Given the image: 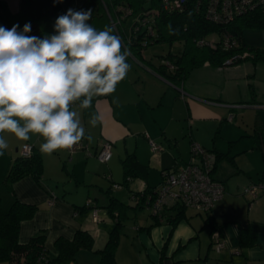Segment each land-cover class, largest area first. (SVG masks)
Listing matches in <instances>:
<instances>
[{"label":"crops","instance_id":"0c3cea01","mask_svg":"<svg viewBox=\"0 0 264 264\" xmlns=\"http://www.w3.org/2000/svg\"><path fill=\"white\" fill-rule=\"evenodd\" d=\"M5 1L12 12L18 11L19 0ZM242 61L226 66L205 62L177 83L159 75L155 68L160 62L151 58L129 63L130 71L114 93L95 97L87 110L79 102L72 106L85 127L88 150L46 155L39 151L44 142L39 135L12 141L9 133H0L9 145L0 155L2 209L15 200L37 206L31 218L20 222L19 242L44 232L45 247L54 255L58 238L71 239L85 230L93 236V247L78 250L69 264H100L98 251L120 220L117 264H264V191L259 189L252 201L243 193L249 184L264 182V109L232 106L264 103V75L257 74L264 61L252 62L254 73ZM93 115L100 118L95 127L89 124ZM104 140L112 142L107 162L95 156ZM150 141L162 149L153 152ZM191 141L212 152V177L224 184V196L210 213L186 207L173 222L181 209L170 207L159 221L144 206L149 190L161 183L164 170L189 160ZM25 142L41 154V180L26 175L9 186L5 177ZM130 154L139 168L126 177L123 160ZM112 199L124 204L114 216L107 208ZM214 230L225 241L220 251L212 245ZM243 233L254 242L241 244Z\"/></svg>","mask_w":264,"mask_h":264},{"label":"clouds","instance_id":"9594fccd","mask_svg":"<svg viewBox=\"0 0 264 264\" xmlns=\"http://www.w3.org/2000/svg\"><path fill=\"white\" fill-rule=\"evenodd\" d=\"M91 15L90 9H68L55 20V34L43 39L26 35L30 23L22 31L0 26V133L21 141L39 135V151L46 155L71 150L85 138L72 106L79 102L87 110L95 97L111 95L131 67L119 36L107 26L98 31ZM99 119L93 115L90 126ZM8 147L0 135V155Z\"/></svg>","mask_w":264,"mask_h":264},{"label":"trees","instance_id":"16d2710c","mask_svg":"<svg viewBox=\"0 0 264 264\" xmlns=\"http://www.w3.org/2000/svg\"><path fill=\"white\" fill-rule=\"evenodd\" d=\"M120 2L132 8L134 18L130 27L127 28L129 17L127 16L118 27V31L122 39L125 34L130 36L131 40L126 46L138 61H143V51L152 44L160 42L182 43L180 52H168L161 55V57L174 63L175 69L172 72H168L162 64L155 68L159 75L176 83L184 80L192 68L205 62H209L214 66H223L224 60L231 55V51L200 48L195 45L194 39L196 37L211 32L224 31L234 38L238 42V51L248 52L249 55L245 59H251L253 63L264 61V49L248 46L243 36L246 28H264V13L259 10L239 16L227 25H218L205 20L202 13L196 11L194 7H188L183 11L166 12L161 8L160 0H62L60 3L55 2V0H19V9L16 12L9 9L5 0H0V26L11 29L14 25H19L18 31H22L24 25L30 23L31 31L26 35L43 39L45 36L55 34V20L58 16L66 14L68 9L77 11L90 9L92 15L89 23L99 31L106 26L111 27L107 11L114 17V7ZM150 7L159 9L154 20L157 37L153 42L149 41L143 46L141 45L142 31L136 32L134 30L135 20L142 15L144 10ZM240 61L242 60L235 63ZM219 156L221 155H215V158L218 159ZM123 167L126 177L131 176L139 168L134 154L128 155L123 160ZM42 174L41 154L33 147L29 156L19 154L15 157L5 177V182L10 186L16 180L31 175L39 183ZM154 189H150L149 193L152 194ZM121 206H124V204L112 199L107 208L109 213L114 216V210ZM178 209L181 210L173 222H176L181 216L184 208L178 207ZM36 210V205L20 203L15 200L8 210L4 211L0 201V261H9L14 264H69L75 262V254L78 250L92 249L93 236L85 230H77L71 239L58 238L55 241L56 254L54 255L50 254L45 247L46 234L44 232H39L30 237L27 242L20 243L18 240L20 222L31 218ZM120 226L121 222L117 220L105 246L98 251L100 264H117L115 250L120 238ZM253 242L254 237H251L247 242L244 233L242 234L241 244Z\"/></svg>","mask_w":264,"mask_h":264},{"label":"built area","instance_id":"2783aa9c","mask_svg":"<svg viewBox=\"0 0 264 264\" xmlns=\"http://www.w3.org/2000/svg\"><path fill=\"white\" fill-rule=\"evenodd\" d=\"M162 10L166 12L183 11L188 7H194L200 11L203 18L211 23L227 25L239 16L246 15L255 10L264 13V0H160ZM159 9L150 7L144 10L142 15L136 18V32L142 31L141 45L153 42L157 35L154 28L155 19ZM110 19V26L115 35L121 39L123 47L128 51V58H132L136 63H140L129 51L128 45L131 38L128 34L122 39L118 27L127 16L133 14L132 8L125 3H118L113 10L114 17L107 11ZM196 46L200 48L221 49L231 51V55L224 60L223 65H231L238 60L245 59L249 54L247 51H238V42L224 31L211 32L194 39ZM160 64L164 65L168 72L175 69L174 63L164 57L160 58ZM77 104V103H76ZM74 104V105H76ZM234 108L254 107L264 109V103L246 104L236 103ZM231 119V115L228 117ZM150 148L153 152H158L162 147L150 141ZM33 146L27 142L20 147L19 154L29 156ZM88 150V145L84 139L75 145L70 154L80 150ZM95 156L101 162H107L112 156V142L104 140ZM213 154L196 141L190 143V158L183 164H176L163 171V179L153 193L146 199L144 206L159 221L163 220L164 210L170 207H192L198 211L210 213L213 206L225 193L224 184L212 177ZM120 187V184H114ZM264 191V182L251 183L244 188L243 193L252 200L258 196V190ZM264 194V193H262ZM87 204H90L88 202ZM97 209H92L93 220H97ZM212 245L216 251H220L225 246V241L221 238L218 230L211 234Z\"/></svg>","mask_w":264,"mask_h":264},{"label":"rangeland","instance_id":"374dc122","mask_svg":"<svg viewBox=\"0 0 264 264\" xmlns=\"http://www.w3.org/2000/svg\"><path fill=\"white\" fill-rule=\"evenodd\" d=\"M108 15V14H107ZM109 17V16H108ZM134 16L130 15L127 20V28L130 27V24L133 20ZM244 40L246 44L250 47L253 48H262L264 49V28L262 27H254V28H246L244 29L243 32ZM182 47L181 42H175L173 44H170L168 42H160L156 44H152L148 46L144 51H143V56L144 58H151L154 62V64H159L161 55H164L168 52L171 53H178L180 52ZM128 63H136L132 58H128ZM253 61L251 59H246L242 61L241 64H245L246 69H248L249 72L254 73L256 72L255 70L252 69L253 67ZM244 72V71H243ZM258 75H264V64L260 66V69L257 71ZM7 133V132H6ZM9 138L13 141L16 137L14 134L9 133ZM1 161V159H0ZM264 196V194H262ZM147 214V213H146Z\"/></svg>","mask_w":264,"mask_h":264}]
</instances>
